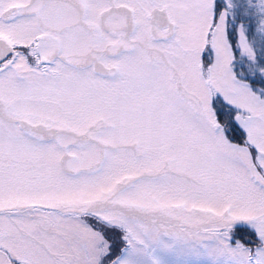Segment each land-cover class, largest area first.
<instances>
[{
	"label": "snow or ice",
	"instance_id": "obj_1",
	"mask_svg": "<svg viewBox=\"0 0 264 264\" xmlns=\"http://www.w3.org/2000/svg\"><path fill=\"white\" fill-rule=\"evenodd\" d=\"M0 264H264V0H0Z\"/></svg>",
	"mask_w": 264,
	"mask_h": 264
}]
</instances>
